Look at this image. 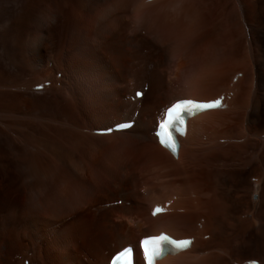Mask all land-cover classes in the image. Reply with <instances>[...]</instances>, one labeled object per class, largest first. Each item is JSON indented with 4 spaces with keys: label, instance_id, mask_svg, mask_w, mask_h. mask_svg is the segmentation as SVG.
<instances>
[{
    "label": "bare ground",
    "instance_id": "obj_1",
    "mask_svg": "<svg viewBox=\"0 0 264 264\" xmlns=\"http://www.w3.org/2000/svg\"><path fill=\"white\" fill-rule=\"evenodd\" d=\"M136 1L138 2L140 0ZM179 1H181L178 3H181L180 8L175 6L176 3L172 4L171 7L176 10L180 9V13L189 14L191 18H198L200 19V21H194L192 22V26H189V30H193V32L189 36L187 35L188 39L185 43H182V47L180 49L181 51L180 53H178L177 58H175L176 63L174 65V68L171 67L172 58L170 57V55L172 56L173 50L170 46V40H168L165 34L155 29V24L148 26L150 21V18H148V16L150 17V15L148 14H154V11L157 12L159 9V7L155 6L156 4L148 5L151 2L147 4V7L145 6L146 8H142L144 9L143 12L141 11L142 20L141 24L138 25H135L133 23L134 18H136L137 16L134 15L135 17L133 18L132 15H128V13L125 21H123V18H119L117 15H113L112 18H110L109 16L110 19L108 20V23L102 22L103 20L108 19L107 12L109 10H112L113 13H115L117 2H115L114 0H100L94 3L91 7L86 4L81 5V2V7L77 14L78 16L75 14L76 17L70 20V32L68 31L69 34L67 33L68 37L65 31L66 36L64 35V40H66L67 42L65 47L68 50L67 58L65 61L67 67V80H69L70 83L67 84V87L64 91L61 92V95L59 96L60 100L58 108L62 109V111H60V114L68 116V118H70L69 120L76 121V123L80 124L82 128L89 129L91 135L79 133L78 136L80 138L82 136L83 140H88L87 145L82 149L80 153L78 151V153L74 152L75 149L72 150L71 148L69 150V155L67 158L66 156H62L65 151L63 149L60 153V159H55L57 162L54 161V158H52V162L62 164L61 166L64 167V169L60 170V175L56 180H54V182L56 185H58L59 182L61 183L65 181H70V184L74 185L76 184V182L74 181H77L78 184L76 185L79 186L82 191L86 192L85 189L95 190L96 195L102 194V191H106L110 196L106 199V202L102 204H110L119 200H125V197L128 198L126 199V202L130 204H128L129 206L125 205L126 207L124 208H113L107 209L104 212H96L94 214L96 220L95 225L92 226L91 224H89V227L87 228V219L86 216H84L83 211L85 212V209L89 206L84 205L82 207L84 208V210L80 211L81 205L84 202H82V200H79L80 202L78 203V201H76V198H72L70 203H72V205H75V207L73 208L75 210L74 214L81 213L83 218H78V221L71 223L70 225L68 224L66 226V229L63 230V233H61L62 235L66 233V236H64L62 239V245L64 247L62 255L64 257L66 255H70V253L79 254L81 252L80 250L84 247H82L78 243L76 238L82 233H84V235L86 236H89V241L85 245V248L87 249L88 254L90 255L89 261L94 262V260H96V262L98 261L99 264H103L105 260H108L109 264V261L112 256L119 252L122 248L126 246H135L138 248V245L142 238L158 235L159 233L156 229L148 232V223L146 219L139 218L138 216L139 211L142 210V205L139 202L141 196L138 191V185L140 183L138 175L141 174L142 176L143 173L147 175L146 173H148V171H150L154 167H160L161 169V167L166 165L168 161L170 163L173 162L170 161V157H172V160H174L175 163V160H177L179 163H186L187 161H189L191 166L195 162L196 164H200L202 166L201 170L195 171L194 174L196 177L197 175L201 177L202 182L204 183L202 187L205 189V191H207L206 193L209 196L208 199H206L208 197L206 196V200H201L198 204V207H192L193 210H189L187 208V211L192 214L185 215L183 213L184 216L177 215L176 217H174V224H176L175 227L182 229L186 227V231L188 232L186 235H184V237H192V233L197 234L195 233L196 230L193 231L194 228H192V224L196 223L197 221L196 225L198 224L199 226H203V228L205 227L204 231H206L205 229H207L212 236L211 244H209V242L206 245L216 246V244L218 243L224 244V246L222 245L223 247H220L219 245L217 247L219 249L224 250L226 248V251L227 249L229 250L228 253H226L229 260L227 258L224 259L219 256H212V259L208 257L191 258V255H193L194 253L203 254L202 250H198L199 247H197V245L200 243L199 242L197 243L196 247L191 246V249H189L188 251L168 255L161 261H159L157 264H235V262H233L235 260H232L233 257H237L242 262V264H248V262L250 261H258L259 264H264V228H261L260 233L255 232L254 234H248L244 232L245 230H247L248 232L251 227L255 228L256 224H258L259 222L258 220L260 219V217L264 218V147L259 146L258 144L252 141H250L249 143L246 142L247 144L244 145L226 144V142L223 143L224 140L223 142H219V140L223 138L222 136H227L226 134L228 133L226 132V130L223 132H221V130L219 131V129L218 131L215 129L213 130L212 124L211 131H213L212 133H214V137H211L213 134L207 129L209 128L208 125H210L211 121L215 122L216 124L218 122L219 126L223 124L222 121L216 120L217 117V119L221 118L225 122L227 120L228 125L230 122L232 124L233 116L240 117L243 121L248 123L249 126H247L248 130L250 131V134L252 132H262L264 129V0H186L187 2H185V0ZM174 2L175 1H173V3ZM122 3H124V1ZM139 9L141 10V8ZM165 9L166 8H164L163 11H165ZM217 19L220 21L216 22ZM128 22L132 24V26L135 28V32L148 26L149 28L147 27L148 30L146 36L138 37L137 32L135 33L133 31L135 33L134 37H132L131 39H128V37H126L124 38V40H121L119 42L115 41L116 44L114 42V40L117 39H114L115 36L112 39L107 37L111 33L113 28L116 31H119L120 34L127 35L126 32H129L131 28V25H126L128 24ZM181 23H183V21ZM184 26H187L186 23L184 24ZM110 27L112 28L111 30ZM89 29H92V31L95 33L94 35L96 36L93 42L90 43V39H86V34L88 33ZM218 36L219 38H222H220L219 41H216V38ZM51 38L52 37H50L48 40L45 33L43 37H38L37 39L34 38L35 41L33 40L30 45V54L34 56L33 59L37 60L39 65L42 63V60L45 59L46 53L49 51H44V41H52ZM160 38L162 39V41H160ZM134 41L137 45H141L142 43L144 49L148 50V52L150 51L149 53H153V51L155 52L156 50L160 49V54L157 58L155 57V59H153L155 61V65L151 71L152 87L150 91L144 99L141 100L140 98V101L136 105L134 103V105H129L124 104V101H121V98L119 100L115 96V94H112L113 85L111 82V77L115 76L114 74L116 72V75L124 74L125 76H127V79L132 80L134 82L140 81L142 77V71L138 64V62L140 63V61H138L137 59L141 56L137 53L138 49L136 51L134 50V48L129 49V46L131 47L135 45L133 44ZM246 43H248V45ZM170 50L172 54L170 53ZM74 52H76L75 56H73ZM210 53L212 54V57L216 58V60L219 59L221 61L223 56H228L227 59L230 57L232 58L231 61L235 60V62H237L238 59H248L251 65L250 67L246 68L248 72H246L243 78L240 79V77L238 78V74L243 72L237 69L231 70V62L230 64L228 63V68L226 72H224V68L221 69L223 70L221 71L218 67H211L212 65L210 63H212L213 61L210 63L208 62V65H211L210 67L214 68V70L212 71V73L208 72V74L211 73L210 77H208L209 75H206L207 81H205L204 79V84H202V88H204L203 90L207 93H203L204 95L200 93L202 97L200 94H198L200 95L198 98L196 97L198 95H194V97V93H191L190 95V93H186V90L183 88L185 90L184 92L181 88L182 86H180V80H183L181 79V77L184 78L181 75L188 68H191V66L197 68L199 65H201V59L203 58L202 55L205 54L204 57L206 56V58H209V56L211 55ZM41 57L42 60L39 61ZM143 61L144 60L141 57V63ZM209 61H211L210 58ZM219 64H221V62ZM208 65L206 66L208 67ZM225 67L227 66L225 65ZM83 73L87 74V76H91L92 80L90 81V86L83 81ZM196 75H199V73ZM235 78H238L236 83H234ZM242 81H245L246 83L244 84ZM242 83L244 84L243 87ZM181 85H183V81ZM180 88L182 91L178 92L180 91ZM241 89L243 90V93L245 95V100L243 99L245 101L243 104L244 113L242 115H236L235 113H233V111L236 110L234 96L236 92ZM221 95L226 96L224 101L225 103H227V108L208 111L192 119L189 124L187 136L181 140L182 145L177 157H174L169 150L162 148L159 145L154 134L150 132L151 127L147 126L146 122H144L145 120H142V122L140 121L135 127V130H131L127 133L117 134L114 136L108 135L105 137L95 135V131L103 129V127L100 126L102 122L99 121L98 118L101 117V112L104 109H111L114 113L115 111L120 112L118 113L119 115L121 114L122 117L127 118L129 115L132 116L133 112H140V117H142V119L146 116L155 115L159 116L160 120L162 113L172 103L176 101L183 99L211 101L217 97H220ZM230 95L232 96L230 97ZM118 97H120V95ZM146 99L147 102L144 103ZM61 101H64V103L67 104L69 102L71 103V105L68 104L67 106V104H62L63 102L60 103ZM142 103H144V105L141 107ZM63 105L66 106L63 107ZM76 111L78 115H85V119H82L81 122L75 115ZM86 121L92 123L89 124L90 127H94V124H97L100 127H94L93 129L88 128V125L86 126V124H88L86 123ZM234 123L235 121L233 122V124ZM197 125L203 126L202 130L206 129V133L207 130L209 131V133H211V135L206 138H214V142L218 139V143H209V140H207L208 144L207 142L204 144L203 142L205 139L203 137L205 136L200 137V134L198 135L199 132L194 133V127ZM196 133L199 136V139L203 138L200 139L202 140V142H199L198 136L195 135ZM206 133L204 132V135ZM60 134L62 136L66 135V130H61ZM232 134L233 131L231 133V137ZM67 136L69 137V139L72 138L71 136H73V134L71 135V131H67ZM111 141H114V144L112 146L109 145V142L111 143ZM64 143L68 142L66 141ZM83 144H81V146ZM27 157L28 158L23 159L21 161H15L14 158L11 156L9 158L13 166H8V162L3 169L1 168L2 166L0 167V176L5 180V185L2 187V189L4 193H6L5 195L7 197L5 200H3L4 202L0 200V203L2 202V204H0V213L1 211L6 210L9 204H12L13 201L16 206L15 212L13 211V213H16V211H18L19 209H17V205L18 203L20 204V201L22 200L23 192H27L28 190V194L30 192L34 193L36 192V190H41L42 187L47 186L46 177L49 176V172L51 173V168L48 164L49 162L42 159L37 160L33 156ZM107 161L108 164L111 163L114 167L113 169H110L114 170L112 174L104 170V166ZM244 161L248 168L247 172H244V170H238L240 162ZM178 162L176 164H178ZM196 164L194 166H197ZM89 165H97V171L99 170V168L102 169L100 172H98L100 176V182L97 183L98 186L93 185V183L90 182L91 179L84 173V170H86ZM173 165L174 163L172 164V166L170 164L171 167H173ZM180 165H182V163ZM14 166L15 170L18 172V180H15V178L17 177L16 174H12V168H14ZM175 166L177 165H174L173 168L176 169ZM186 167L189 168L188 166ZM173 168L171 169L173 170ZM163 169H165V167H163ZM170 170H166L167 174L170 173ZM162 173H164L163 170ZM171 174L169 175L172 176ZM33 176H36V181L28 183V180ZM254 177L259 178L260 182L257 185L248 186V189L255 191L254 193L257 195L258 199L255 202V205H245V209H238V200L242 199H238V197L236 198V196L239 195L236 194L234 189L236 188V186L238 187V183L241 179H245V181L249 182L251 180L250 178ZM56 185L53 186V189L57 188ZM229 186H235V188L232 189L231 187L230 189H232V191H230ZM53 189L50 190L51 193L55 191ZM191 194L189 195L191 196ZM37 198L38 197H36V199ZM110 199H113V201H108ZM25 201V204L27 205V203L30 202V198L28 197ZM24 208L25 209L20 210L18 213L20 215L18 223L21 224L23 228L26 227V231L24 229V233L25 237H27L28 239V237L32 233V228L29 227L30 222L27 221L29 219L27 215H29L31 212L28 207ZM245 217H247V220H245L244 222V220L242 221V218ZM25 218L27 220H25ZM223 218H226L229 223L239 222L241 223V226L236 228L233 227L234 229H226L222 223ZM201 220H203V223ZM17 226L18 227L13 226L14 229H11L10 237L13 238L14 232L19 231L21 226ZM69 229L70 231H68ZM228 229L237 232V235H241L244 239L241 240L240 237L239 239L238 237L233 238V236L228 235ZM167 231H170V229H168ZM177 232L178 231L174 233H176L178 236L179 234ZM170 233H173V231L169 232V234ZM176 234H172L173 237ZM58 235L60 236L59 233ZM177 236H175V238ZM196 236H193V238ZM17 237L18 238L16 239L20 238L19 235ZM184 237L182 236V238ZM59 240L57 236V241ZM115 241H117V243ZM201 245L202 244L200 243V247L202 248ZM240 245L246 246L241 248ZM207 246L206 250L208 248ZM138 257L139 251L137 254V259ZM4 258L6 264H9L10 262L8 261V259H6L7 257ZM79 259V261L71 262L70 264H87L85 258L79 256ZM38 263L43 264V262L41 261H38L37 264Z\"/></svg>",
    "mask_w": 264,
    "mask_h": 264
},
{
    "label": "rangeland",
    "instance_id": "obj_2",
    "mask_svg": "<svg viewBox=\"0 0 264 264\" xmlns=\"http://www.w3.org/2000/svg\"><path fill=\"white\" fill-rule=\"evenodd\" d=\"M97 1H100V0H84V1L83 0H79V1L78 0H52V1L51 0H0V99H1L0 100V167L2 166L1 168L3 169L5 167V165H7L8 162H9L8 166L9 165L13 166L12 163L10 162L11 160L9 158L11 156L14 158L15 161H21L23 159L28 158L27 156H33L37 160L42 159V160L49 162L48 164L50 165V168H51V173L49 172V176L46 177L47 186L42 187L41 190L40 189L36 190V192H34V193L30 192L29 193L30 195L28 194V190H27V192L26 191L23 192V195H22L23 201L21 200L20 204L18 203L19 206L17 205V209L18 208L19 209H18V211H16V213H13V211L15 212V208H16L14 201L12 202V204H9V206L6 210L1 211V213H0V217H1L0 218L1 219L0 220L1 221V224H0V260L1 261H0V263L1 264H6L4 257H7L6 259H8V261L10 262L9 264H24L25 261H29L30 264H37L38 261L43 262V264L44 263H46V264H70L71 262L79 261L80 260L79 256L85 258L87 264H99L98 261L96 262V260H94V262L89 261L90 255L88 254V251L85 248L86 247L85 245L89 241L88 240L89 236L84 235V233L80 234L76 238L78 243L82 247H84L80 250L81 252L79 251L80 252L79 254L78 253H72V254L70 253V255H68V256L66 255L67 257L66 256L65 257L67 260L62 255V252L64 249V247L62 245V239L64 236H66V233H64L65 235L64 234L62 235L61 233H63V230L66 229V226L68 224L70 225L71 223L78 221V218H80V219L83 218L81 213L74 214L75 210L73 208L75 207V205H72V203H70L71 199L76 198L77 199L76 201H78V203L81 200H82V202H84L81 205L80 211L84 210V208H82L84 205L89 206L85 209V212L83 211L84 216H86V219H87V228L89 227V224H91L92 226L95 225L96 220H95L94 214L96 212H104L107 209H113V208H124V207H126L125 205L129 206L128 204H130V203L126 202V199H128L127 197H125V200L124 199L119 200L117 202H113L110 204H102V203H105L106 199L110 196L106 191H102V194L96 195L95 190L85 189L86 192L82 191L80 189V187L76 185V184H78L77 181H74V182H76V184H74V185H71L70 181H65V182H61V183L59 182L58 185H56L54 182V180H56L59 177L60 170L64 169V167L61 166L62 164L52 162V158H54V161L59 160L60 159V153L62 152L63 149L65 151H64L62 156H66L67 158L69 155L68 154L69 150L71 148H72V150L75 149L74 152L78 151L80 153L82 151V149L87 145L88 140H83L82 136L80 138L78 136L79 133L91 135L89 132V129L82 128L80 124L76 123V121L69 120L70 118H68V116L60 114L61 113L60 111H62V109H59L58 107H59V100H60L59 96L61 95V92L65 90V88L67 87V84L70 83V81L67 80V67H66V61L65 60L67 58L68 50L65 47L67 42H66V40H64L65 39L64 35L66 36L68 31L70 32V30H69L70 29V22H71L70 20L74 19L76 17L75 14L76 15L78 14L81 5L86 4V5L91 7ZM114 1L117 2L116 8H115L116 9L115 13H113L112 10H109L107 12L108 19L103 20L102 22L108 23V20L110 18H112L113 15H117L119 18H123V21H125L127 13H128V15H132L133 18L135 17L134 15L137 16L136 17L137 19L134 18L133 23L135 25H138V24H141V20H142L141 19L142 18L141 13L144 10L142 8H146L147 4L149 3L150 0H140L138 2L135 0L136 4L134 3V0H114ZM118 1H120V2H118ZM123 1H124V3H122ZM163 1L155 0V1H150L151 3L148 4V5L156 4L155 6L159 7L158 11L156 10L157 12L154 11V14H152V13L148 14V15H150V17L148 16V18H150V21H151V24L149 21L148 26L155 24V26H156L155 29H157L161 33L165 34L167 36L168 40H170V46L173 50V52H172L173 54L171 53V50H170V53L172 54V56L170 54L169 55L172 58V60H171L172 66L171 67L174 68V65L176 63L175 58H177L178 53H180V51H181L180 49L182 47V43H185L186 40L188 39V36L190 34H192V32H193V30H189V28H190L189 26H192V22L200 21V19L191 18V16L189 14L180 13V9H178V8L181 7V5H180L181 3L180 4H178V3L181 1H179V0L178 1L177 0H163ZM173 1H175V2L173 3ZM183 1H182V3H183ZM154 2H156V3H154ZM185 2H187V1L185 0ZM78 3H79V5H78ZM80 3H81V5H80ZM133 3H134V5H133ZM175 3L178 5H176ZM120 4H121V6H120ZM172 4H175V6L178 7L177 8L178 10L172 8L171 7ZM167 6H170V7H167ZM162 7H163V9H162ZM139 8H141V10ZM164 8H166L165 11H163ZM166 10H168V11H166ZM159 13H160V15H159ZM109 16H110V18H109ZM45 20H47V21H45ZM44 21H45V23H44ZM182 21H183V23H181ZM219 21L220 20H218V19L216 20V22H219ZM185 23L187 26H184ZM48 24H49V28H48ZM126 25H128V26L131 25L130 26L131 28L129 31L130 33L126 32L127 35L126 34H124V35L120 34L119 31H116L114 28L112 29L110 27V30L112 29V31L107 37L112 39L115 36L114 39H116V38L117 39L114 40V42L115 41L119 42L121 40H124V38H126V37H128V39L129 38L131 39L132 37H134V34L136 32H137L138 37L139 36L144 37V36H146L147 30L149 28L148 26H147L148 27L147 28V27H144V25H143L144 28L137 30L135 32V28L132 26V24H130L128 22V24H126ZM65 31H66V34H65ZM91 31H92V29H89L88 33L86 34L87 35L86 39H90L89 43L93 42V40L96 37L94 35L95 33L93 31L92 32ZM45 33H46V37L48 38V40L50 37H52L51 38L52 41H49L50 44L47 40L44 41V51H48V50L49 51L46 53L47 58L45 57V59L42 60V57H43L42 56L39 59V61L42 60V63L39 65L37 60L33 59L34 56H32V54H30V49H31L30 45H31L33 40L35 41V39H37L38 37H43V35H45ZM68 34H67V37H68ZM90 35H91V38H90ZM220 38H222V37H220ZM220 38L218 36L216 38V41H219ZM151 39H152V37H151ZM135 41L133 43L135 45L131 46V47L129 46V49L134 48L135 51L138 49L137 53L144 60L141 63V57L138 56V57H140L137 59L138 61H140V63L138 62V64H139V67L142 71L141 72L142 77H141L140 81L134 82L132 80L127 79V76H125L124 74L123 75H116V72L114 74L115 76H113L115 78L111 77V82L113 85V87H112L113 93L112 94H115V96L119 100L121 98V101H124V104H129V105H134V104L136 105L140 101V99L136 100L135 102L132 101L131 97L135 95L134 92L143 90L142 91L143 95L141 97V100H142L145 98V96L150 91V89L152 87L151 71L155 65V63H154L155 61L153 59H155V57L157 58L160 54L159 53L160 49L156 50L155 52L152 50L153 53H149L150 51L148 52V50L144 49V46L142 45V43H141V45H137L135 43ZM160 41H162L161 38H160ZM116 42H115V44H116ZM246 44L248 45V43H246ZM178 47H179V49H178ZM119 48H122V47H119ZM75 55H76V52L73 53V56H75ZM204 55L205 54L202 55L203 58L201 59V62H202L201 65H199L197 68L191 66V68H188L181 75L184 77V78L181 77V79H183V80H180L181 84L183 81V85H184L183 86L180 84V86H182L181 87L182 90L184 92L186 90V93L189 92L190 95H191V93L192 94L194 93L193 96L194 95L196 96L200 93L202 95H204L203 93H205L206 91L203 90L204 88H202L203 87L202 84H204V79H205V81H207L206 75L207 76L209 75L208 77H210V74L212 73L214 68L218 67L220 70L224 68V72H226V70L228 68V63L230 64V62H231V66H232L231 70L237 69V70L243 72V73H239V74H241V76H239L241 79L246 74V72H248L246 70V68L250 67V65H251V63L248 59L244 60V59H238L237 58L238 60H237V62H235V60L231 61L232 58L229 57L228 58L229 61H228V59H227L228 56H226V57L223 56L222 60L220 61L219 59L216 60V58L212 57V54H211L209 56L211 61H209V58L208 57L206 58V56L204 57ZM30 60L33 64L30 62ZM35 62H36V64H35ZM208 62L209 63L212 62L213 64L210 63L212 65V66L211 65L210 66L214 67V68H211L208 65L209 64ZM220 62H221V64H219ZM215 64H217V65H215ZM206 65H208V67ZM225 65L227 67H225ZM34 67H36V68H34ZM195 69H196V72H195ZM221 71H223V70H221ZM208 72H211V73L208 74ZM195 73L196 74L199 73V75H196ZM59 74H60V76H59ZM61 74H62V76H61ZM57 75H58V77H57ZM196 76H198L199 79ZM201 77H202V79H201ZM208 77H207V79H208ZM82 78H83V81L86 82V84L90 86V84H91L90 81L92 80L91 76H87V74L83 73ZM148 79H149V82H148ZM113 80H114V82H113ZM184 80H185V82H184ZM47 82H49V85L46 86L47 88L45 87L44 90H42L40 92L35 91L36 86L45 85ZM242 82L244 84L246 83L245 81H242ZM194 83H195L196 87L194 86ZM243 83H242V87L244 86ZM193 87H195L196 90ZM181 88H180V91H178V92L182 91ZM119 95H120V97H118ZM200 95H198L196 97L199 98ZM202 95H201V97H202ZM127 97H129V99H127ZM203 98H204V96H203ZM243 99L245 100V95L243 93V90L242 89L238 90L234 96V103L236 106V110L233 111V113H235L236 115L237 114L242 115L244 113L243 104L245 101ZM69 100H70V98H69ZM27 102H29V103H27ZM146 102H147V99L144 101V103H146ZM60 103L67 104V103H64V101H61ZM144 103H142L141 107L144 105ZM68 104L71 105V103H69V102H68ZM68 104H67V106H68ZM64 106H66V105H63V107ZM101 113H102V115L98 119L104 125H102V124L100 125L103 127V129H99V131L107 130V129L113 127L114 125L122 123V122L130 121L133 119L136 120V124L134 125V127L132 129L125 131V132L113 133L109 136H114L117 134H123V133H127L131 130H135V127L137 126V124L140 121L142 122V120H145L144 122H146L147 126L151 127L150 132L154 134V130H155L156 125H157L158 120H159V116H155V115L146 116L147 118L144 117L142 119V117H140V112H137V117H135L136 112H133L132 116L129 115L130 117L128 116V118L122 117L121 114L119 115L118 113H120V112L115 111V113H114L113 110H111V109H109V110L104 109ZM113 114H114V116H113ZM75 115L78 117L80 122L82 119H85V115L84 114L78 115L77 111H76ZM217 118H216V120L223 122V124L221 125L222 127L218 125V122L216 124L215 122L211 121V123L209 122L210 125H208L209 128H207V129L211 133L213 132V131H211L212 128H213V130L215 129L217 131L219 129V131L221 130V132L226 130V132L228 134H226V133H224V134H226L227 136H225V135H224L225 137L222 136L223 138L220 139L219 142H223V140H224L223 143L226 142V144L244 145V144H247L250 141H252V142L258 144L259 146L264 147V129L262 132H258V133L252 132L250 134V131L248 130V126H249L248 123L243 121L240 117L233 116L232 120H233V122L235 121V123L233 124V122H232V124H231V122H230L229 125L227 123V120L225 122L221 118H219V119H217ZM155 122H157V123H155ZM86 123H88V124H86V126L88 125L87 126L88 128L93 129L94 127H100L97 124H94V127H92V126L90 127L89 124H92V123L87 122V121H86ZM211 125H212V128H211ZM200 127H201V129H200ZM202 127L203 126H201V125L195 126L194 127V130H195L194 133L199 132L198 135L200 134L199 135L200 137L205 136V137H203L205 139L203 142L204 144L207 142V140H209L208 141L209 143L210 142L213 143L214 138L213 139L206 138L209 135H211V133H209L208 130L206 133V129H204L205 130L204 131V130H202L203 129ZM206 127H207V125H206ZM206 127H204V128H206ZM95 129H97V128H95ZM197 129H198V131H197ZM229 129H231L233 131L232 137H231L232 131ZM61 130H66V135L62 136L60 134ZM68 130L71 131V135L73 134V136H71L72 138H70V139L67 136ZM201 130H202V132H201ZM204 132L206 133L205 135H204ZM246 132H247V134H246ZM212 134L213 135L211 137H214V133H212ZM195 135H197V133ZM99 136L105 137L108 135H99ZM199 136H198V139H199ZM203 138H200V139H203ZM200 139H199V142L200 141L202 142V140H200ZM66 141L68 143H64ZM217 141H218V139H217ZM217 141H215V142L218 143ZM85 142H86V144H85ZM208 142H207V144H208ZM215 142L213 144H216ZM76 143H78V144H76ZM111 143L109 142L110 146H112L114 144V141H111ZM81 144H83V145L81 146ZM254 149H255V147H254ZM247 158H248V156H247ZM170 161H173V162L170 163L168 161L166 164L167 166L164 165L161 167V169L163 170L164 173H162V170L160 169V167H158V168L154 167L150 171H148V173H146L147 175H145L144 173L142 174V176H141V174L138 175L139 176L138 178L140 180V183L138 185V191H139L140 196H141V198L139 199V202L142 205V210L139 211L138 216H139V218L146 219V221L148 223L147 224L148 232L156 229L158 233H160V231L161 232L164 231V232L169 234V232L173 231V233L169 234L173 237L172 234H176L174 232L178 231L177 233L179 235L180 234L181 235L177 236V234H176V235H174V238H175V236H177L176 239H182V236L184 237V235H186L188 231H186V227L184 229L176 228L175 227L176 224H174L173 218L176 217L177 215H179V216L183 215V213L185 215L192 214L187 210L188 209L191 210L192 207H194V208L198 207L199 202L201 200L208 199L209 196L206 193L207 191H205V189L202 187L204 183L202 182L201 177L197 174H196L197 175V177H196L194 174L195 171L201 170L202 166L200 164L198 165L195 162L194 164H192V166H193V168H192L189 161H187L186 163L181 162L182 165H180L181 163H179L177 160H175L176 163L178 162V164H176L174 162V160H172V157H170ZM169 163L171 164V166L173 163H174V165H177V166H175L176 169L173 168L174 165H173V167H171ZM195 164L197 166H194ZM96 166L95 165H92V166L89 165L86 168V170H84V173L91 179L90 182H92L93 185L98 186L97 183L100 182V176H99L98 172H100L102 169L99 168V170L97 171ZM186 166H188L189 168H187ZM163 167H165V169H163ZM166 167H167V169H166ZM194 167H196V168H194ZM113 168H114L113 165L111 163L108 164V161H107L105 166H104V170L106 172L112 174V172L114 170H110V169H113ZM171 168H173V170ZM166 170L167 171L170 170V173L167 174ZM191 170H193V171H191ZM238 170H240V171L244 170V172L248 171V168H247L245 161L240 162V166H239ZM173 172H174V174H173ZM13 173H15L17 176V177L14 176V177H16L15 180H18V172L15 170V166H14V168H12V174ZM191 173H192V175H191ZM169 174H171L172 176H170ZM255 175H259V174H255ZM250 179L251 180L249 182L245 181V179H241L238 183V187L236 186V188H235V186H229L230 191H232V189L235 188L234 191L236 192V194L239 195V196H236V198L238 197V199H242V200H238V204H237L238 209H245L246 208V207H244L245 205H247V206L248 205H255V202L258 199L257 195L254 193L255 191L249 190L248 186L257 185L260 182V179L256 178V177L250 178ZM252 179L253 180L258 179V180H257V182H253ZM189 180H190V182H189ZM4 181L5 180L3 178H1V176H0V200L2 202H4L3 200H5L7 198L5 195L6 193H4V191L2 189V187L5 185ZM35 181H36V176H33L28 180V183H32ZM54 185L57 186L56 189H53ZM231 187H232V189H230ZM201 188L203 191L201 190ZM51 189H53L55 191H53L51 193V191H50ZM183 194H184V196H183ZM189 194H191V196ZM179 195H181V196H179ZM24 196H25V198H24ZM201 196H202V198H201ZM206 196H208V197L206 198ZM26 197L30 198V202L27 203V205L25 204V202H26L25 200L27 199ZM36 197H38V198L36 199ZM108 201L112 202L113 199H110ZM2 202L0 204H2ZM119 202H123V204H116ZM167 202L172 203L170 205V207L168 208L169 209L168 213L159 215L157 217L151 216V211H152L153 206H155L157 204H162L164 206V204H166ZM114 204H116V205H114ZM263 205H264V202H263ZM24 207H28L30 212H31L29 214L30 216L27 215L28 213L26 214L29 217V219L27 220L25 218V220L30 222L29 227L32 228V230H31L32 236L30 235L28 237L29 240L27 239V237H25V233H24V229L26 231V227L23 228L21 226V224L18 223V221L20 219V215L18 213L20 210L25 209ZM31 207H32V209H31ZM85 213H86V215H85ZM178 213H180V214H178ZM186 213H188V214H186ZM244 216H245V214H244ZM30 217H32V218H30ZM238 218H237V220H238ZM263 219L264 218L260 217V219L258 220L259 222L257 221L258 224H256L255 228L251 227L248 232H247V230H245L244 232H246L248 234H254L255 232L260 233L261 228H264V220ZM243 220L245 222V220H247V219L242 218V221ZM227 222H228L227 219L223 218L222 223L226 229L227 228L234 229L236 227L241 226V223H239V222L238 223L236 222L237 224L234 222H230V223L229 222L227 223ZM196 223H197V221H196ZM196 223L192 224L193 225L192 228H194V230L193 229L192 230L193 231L196 230L195 233H197L198 235L192 233V235H191L192 238H193V236L197 235L196 236L197 238L194 237L195 241L192 244V247H196L197 243L200 242L202 244L201 245L202 248L200 247V243L197 245V247H199L198 250H200V251L202 250L203 254L194 253L195 255L194 254L191 255V258H200V257L207 258L208 257V258L212 259V256H215V257L219 256V257H222L224 259L227 258L229 260V258L227 257V254H226V253H228L229 250L227 249V251H226V248L224 250V249H219L217 247L218 245L220 247H223L224 244L218 243V244H216V246H211V245L207 246L206 245L209 242H210L209 244H211L212 236L208 232L207 229H205L206 231H204L205 227L203 228V226L201 227L198 224L196 225ZM17 225H20L21 227H20L19 231L14 232L13 238H12V237H10L11 236V229L13 228V226L18 227ZM35 226H36V228H35ZM196 227H197V229H196ZM168 229H170V231H167ZM68 231H70V229ZM58 233L60 234V236L58 235ZM237 234H238L237 232H234V231H231L228 229V235L233 236V238H237V237L239 238L240 237L241 240L244 239V238H242L241 235L238 236ZM18 235L20 236V238L16 239V238H18L17 237ZM57 236H58V240L61 237L62 238L59 241H57ZM206 236H210L211 238L210 237L206 238ZM84 238H85V240H84ZM184 238H190V237L185 236ZM3 239H4V241H3ZM196 239H198V240H196ZM8 241H11V242H8ZM115 242L117 243V241H115ZM195 242H196V244H195ZM204 243H205V245H204ZM206 246L208 247L207 248L208 251L206 250ZM244 246H246V245H240L241 248H243ZM203 247H204V249H203ZM117 250H119V249H117ZM192 256H194V257H192ZM188 260H191V259H188ZM232 260H235V261H233V262H235V264H242V262L237 257H233ZM232 260H230V261H232ZM137 262H138V264H144L143 258L140 254H139V257L137 259ZM103 264H108V260H105Z\"/></svg>",
    "mask_w": 264,
    "mask_h": 264
},
{
    "label": "snow or ice",
    "instance_id": "obj_3",
    "mask_svg": "<svg viewBox=\"0 0 264 264\" xmlns=\"http://www.w3.org/2000/svg\"><path fill=\"white\" fill-rule=\"evenodd\" d=\"M139 95V94H138ZM220 102L214 101L209 103H197L193 101H178L162 113V122L160 127L166 129H178L184 124L185 115L194 112H202L211 109L220 108ZM172 139L171 135L167 139L161 140L167 145ZM160 209H156L154 214H158ZM188 241H176L167 235H160L156 238H146L141 242L142 248L148 244L152 245L151 253L146 256L147 264H153L154 261L162 255L163 252L174 249H183L189 245Z\"/></svg>",
    "mask_w": 264,
    "mask_h": 264
}]
</instances>
